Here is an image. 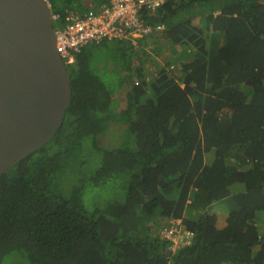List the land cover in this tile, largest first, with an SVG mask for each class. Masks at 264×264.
<instances>
[{"label":"trees","instance_id":"trees-1","mask_svg":"<svg viewBox=\"0 0 264 264\" xmlns=\"http://www.w3.org/2000/svg\"><path fill=\"white\" fill-rule=\"evenodd\" d=\"M47 1L59 27L107 4ZM143 17L177 64L163 56L148 78L127 40L76 54L60 128L0 178V264H264V0H170ZM108 43L116 92L90 65ZM112 123L124 145L103 148ZM111 183L119 198L88 208L87 186ZM172 222L193 234L173 252L159 236Z\"/></svg>","mask_w":264,"mask_h":264},{"label":"water","instance_id":"water-1","mask_svg":"<svg viewBox=\"0 0 264 264\" xmlns=\"http://www.w3.org/2000/svg\"><path fill=\"white\" fill-rule=\"evenodd\" d=\"M70 75L47 0H0V178L60 128Z\"/></svg>","mask_w":264,"mask_h":264},{"label":"built area","instance_id":"built-area-1","mask_svg":"<svg viewBox=\"0 0 264 264\" xmlns=\"http://www.w3.org/2000/svg\"><path fill=\"white\" fill-rule=\"evenodd\" d=\"M170 0H107L97 13L69 14L65 25L55 30V48L66 67L75 62V56L85 46L102 41L146 40L155 33L165 30L163 24H149L144 20V13L153 14ZM59 16L52 14L53 22ZM140 40V41H142ZM161 239L170 242L169 250L189 245L192 232L186 230L179 222L164 226L159 231Z\"/></svg>","mask_w":264,"mask_h":264},{"label":"rangeland","instance_id":"rangeland-1","mask_svg":"<svg viewBox=\"0 0 264 264\" xmlns=\"http://www.w3.org/2000/svg\"><path fill=\"white\" fill-rule=\"evenodd\" d=\"M198 19L195 20V23H198ZM60 26L59 23H54L53 28L55 30L58 29ZM142 40V39H140ZM140 40H137L134 44L141 46L143 44V54L141 56L144 58L143 65H145V68L150 73L148 78H151L153 76V73L155 68L163 67L165 64L164 57L168 60L167 63L170 67H168L170 70H172V67L177 64L178 58L175 59L176 53L173 51V49H159L156 45L152 48L151 47V38H148L144 40L143 42H140ZM112 46L111 43H108L107 45H97L94 48V51L92 52V58L90 61L91 68L96 73L98 77L106 84L108 89H112L114 92L118 90L125 89L124 87H119V84L121 83V79H123L124 73L120 72V70L117 69L116 61H114V56L110 51V47ZM179 49H177L178 51ZM164 56V57H163ZM173 58V61H172ZM69 68V67H68ZM123 75V76H122ZM124 92V91H123ZM120 93V92H119ZM117 96V94H116ZM115 96V98H116ZM119 124L112 123L109 125L108 129L105 133L108 135V140H103L105 142L103 148H113V147H121L124 145V141L121 134H117L118 126ZM117 130V131H116ZM101 138V136H100ZM98 138V139H100ZM100 141V140H99ZM99 143V142H98ZM123 143V144H122ZM100 145V143H99ZM107 145V146H105ZM80 151L79 156L84 160H87L90 156V138L86 139L84 141V149ZM209 161V160H208ZM119 184L118 183H111L106 188L102 187H91L90 185L87 186L83 197L84 201L88 205L87 207L90 208V206L95 205H105L109 202H114L116 199L120 196V191L118 190ZM238 188L234 191H237ZM16 261V264H28L25 260L19 259V255L13 257Z\"/></svg>","mask_w":264,"mask_h":264},{"label":"bare ground","instance_id":"bare-ground-1","mask_svg":"<svg viewBox=\"0 0 264 264\" xmlns=\"http://www.w3.org/2000/svg\"><path fill=\"white\" fill-rule=\"evenodd\" d=\"M53 25H54V23H53ZM67 68V67H66Z\"/></svg>","mask_w":264,"mask_h":264},{"label":"crops","instance_id":"crops-1","mask_svg":"<svg viewBox=\"0 0 264 264\" xmlns=\"http://www.w3.org/2000/svg\"><path fill=\"white\" fill-rule=\"evenodd\" d=\"M141 42V41H140ZM164 66V65H163Z\"/></svg>","mask_w":264,"mask_h":264}]
</instances>
